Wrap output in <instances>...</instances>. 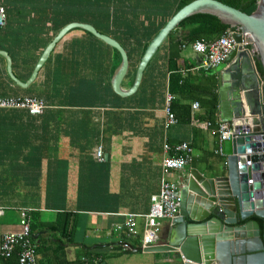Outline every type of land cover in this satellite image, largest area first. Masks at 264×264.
Returning <instances> with one entry per match:
<instances>
[{
	"label": "crops",
	"instance_id": "crops-1",
	"mask_svg": "<svg viewBox=\"0 0 264 264\" xmlns=\"http://www.w3.org/2000/svg\"><path fill=\"white\" fill-rule=\"evenodd\" d=\"M183 1H109V35L104 36L126 54L123 89L132 85L150 40ZM0 7L5 12L0 26V98L32 97L44 106L36 116L0 109V238L20 230L21 212H37L43 223L67 212L73 222L70 239L58 233L34 235L36 264H82L83 258H97L98 264H181L174 252H122L119 244L140 247L143 216L163 180L180 184V190L190 172L203 178L225 176V157L215 153L217 106L216 121L209 128L200 129L191 120L207 121L203 100L215 95L218 105L217 74L230 63L224 61L206 73L195 71L199 57L187 43L178 42L184 34L177 31L157 47L134 92L120 97L111 86L117 67L111 48L81 29H71L55 42L28 82L46 46L69 24V8L53 0H0ZM125 30H134V39H126ZM7 60L14 79L25 86L9 78ZM174 74L187 78L181 95L169 92ZM165 92L175 100L170 109L175 122L167 127ZM194 102L198 108L192 111ZM179 143L192 149L191 160L181 171L165 174L162 147ZM126 214L135 217L133 238L115 229ZM168 223L162 222V240L156 244L167 240ZM12 257L0 258V264H11Z\"/></svg>",
	"mask_w": 264,
	"mask_h": 264
},
{
	"label": "water",
	"instance_id": "water-1",
	"mask_svg": "<svg viewBox=\"0 0 264 264\" xmlns=\"http://www.w3.org/2000/svg\"><path fill=\"white\" fill-rule=\"evenodd\" d=\"M197 13L214 15L237 30L231 35L236 46L225 60L230 64L217 74V118L231 124V136L220 143L226 174L203 178L190 172L183 187L175 192L178 212L167 224L164 232L167 240L146 248L130 247L128 251L174 252L181 264H264L260 227L250 219L264 221V83L254 67L257 58L264 72V0H257L255 10L249 15L215 0H192L182 6L146 46L128 89L120 84L128 62L119 44L88 24L69 23L46 46L28 82L35 77L55 42L67 31L81 29L118 52L120 63L111 86L118 96L126 97L138 86L144 67L169 32ZM6 71L16 84L26 85L14 79L8 60ZM158 240L162 238L158 236Z\"/></svg>",
	"mask_w": 264,
	"mask_h": 264
},
{
	"label": "built area",
	"instance_id": "built-area-1",
	"mask_svg": "<svg viewBox=\"0 0 264 264\" xmlns=\"http://www.w3.org/2000/svg\"><path fill=\"white\" fill-rule=\"evenodd\" d=\"M5 12L0 7V26L3 25ZM234 30H226L218 38L211 41H194L188 44L191 51L199 57L197 65L193 68L195 71L208 72L215 69L223 63L228 54L235 48L231 38ZM244 48H248L242 43ZM182 48L184 45L181 46ZM173 95L169 92L164 94L163 112L165 114L164 126L167 127L175 122V118L170 110V103ZM44 106L41 100L32 97H7L0 98V109H20L24 110L30 116H36L42 113ZM198 108L196 102L191 104V110ZM193 119V118H192ZM191 123L200 128L207 129L211 126L209 121L191 120ZM215 133L217 137V149L215 153L221 154L220 143L228 140L231 136V124L228 122H215ZM162 150L165 154L161 161V167L166 174L169 171H181L191 160L192 149L185 143L174 145H163ZM96 158L101 161L100 148L96 150ZM183 187V186H182ZM180 184L163 180L160 183L159 192L150 197V207L144 215V230L139 239V248H146L155 245L158 241V235L161 230L162 221L172 220L178 212L179 200L175 192H178ZM134 215L126 214L124 221L115 225L117 231H123L127 238H133L135 234ZM20 230L18 232H8L2 234L0 238V257L10 258L15 252L17 264H36L35 245L29 235L28 226L25 222L24 213H20ZM121 251H128L130 246L127 242H120ZM82 264H98L99 259H93L90 262L81 259Z\"/></svg>",
	"mask_w": 264,
	"mask_h": 264
},
{
	"label": "trees",
	"instance_id": "trees-1",
	"mask_svg": "<svg viewBox=\"0 0 264 264\" xmlns=\"http://www.w3.org/2000/svg\"><path fill=\"white\" fill-rule=\"evenodd\" d=\"M109 1L110 0H53V4H62L64 6L66 5L68 6L69 12L67 13V16L69 23L79 22V23L89 24L92 27H94V29L100 34L109 35L107 32L108 28H106V20L109 19V12H108ZM190 1L192 0H184L182 4L173 12V14L183 5L189 3ZM215 1H218L226 6L237 9L247 15L251 14L255 10L256 2H257V0H215ZM95 8H100V11L94 12L93 10ZM234 29H235L234 27H230L229 25L222 23L214 15L207 13H197L179 22L178 25L171 32H169V34L166 36V39H169V37H171V35L174 32L179 31L180 33L184 34V36L182 35V37L178 40V42H180L181 44L183 43L190 44L194 41L207 42L218 38L226 30H234ZM158 30L159 29L153 30V34L149 33L147 39H150L152 35H154ZM84 33L87 36L96 40L97 42H100L99 40L91 36L89 33L86 32ZM134 37H135L134 30H125L126 39L127 38L134 39ZM111 50L116 56V62L118 67L120 63V56L116 50L112 48ZM142 52L143 50L141 51V54ZM254 67L259 78L264 83V72L257 58L254 59ZM202 73H206V72H202ZM172 84L175 85L174 89L171 87ZM187 85H188L187 78H181L179 75L174 74L173 76H170L169 92L172 94L181 95L183 89ZM263 89H264V85H263ZM174 103L175 100L174 101L172 100L170 103V109ZM203 103L205 109V113H204L205 119L211 123L215 122L217 97L215 95H212L210 99L203 100ZM24 216H25V222L28 226L30 238L32 239L35 245V253H37L38 251V245L36 243V240L33 239V236L35 234L45 233L51 235L54 233H58L59 235L66 237L67 239H70L69 235H71L72 232L71 229L73 225L71 214L67 212L57 213L54 221L51 223L40 222L39 215L37 212H25ZM250 219L255 220L258 223L260 227V237L264 245V221L262 219H257L255 217H252ZM11 256L13 257L10 259L9 263L17 264V258L15 252Z\"/></svg>",
	"mask_w": 264,
	"mask_h": 264
},
{
	"label": "bare ground",
	"instance_id": "bare-ground-1",
	"mask_svg": "<svg viewBox=\"0 0 264 264\" xmlns=\"http://www.w3.org/2000/svg\"><path fill=\"white\" fill-rule=\"evenodd\" d=\"M248 125H251V123L249 122V124Z\"/></svg>",
	"mask_w": 264,
	"mask_h": 264
},
{
	"label": "rangeland",
	"instance_id": "rangeland-1",
	"mask_svg": "<svg viewBox=\"0 0 264 264\" xmlns=\"http://www.w3.org/2000/svg\"><path fill=\"white\" fill-rule=\"evenodd\" d=\"M162 222H164V221H162Z\"/></svg>",
	"mask_w": 264,
	"mask_h": 264
}]
</instances>
